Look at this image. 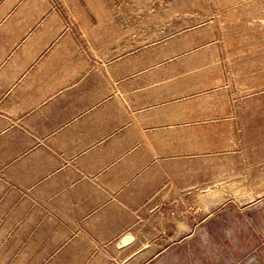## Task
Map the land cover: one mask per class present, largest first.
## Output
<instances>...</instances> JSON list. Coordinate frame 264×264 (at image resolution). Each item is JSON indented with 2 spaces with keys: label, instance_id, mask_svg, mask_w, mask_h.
<instances>
[{
  "label": "rangeland",
  "instance_id": "374dc122",
  "mask_svg": "<svg viewBox=\"0 0 264 264\" xmlns=\"http://www.w3.org/2000/svg\"><path fill=\"white\" fill-rule=\"evenodd\" d=\"M105 7L109 63H156L189 99L188 149H174L172 180L134 227L97 236L53 211L0 132V264H264V0H107L93 12Z\"/></svg>",
  "mask_w": 264,
  "mask_h": 264
},
{
  "label": "crops",
  "instance_id": "0c3cea01",
  "mask_svg": "<svg viewBox=\"0 0 264 264\" xmlns=\"http://www.w3.org/2000/svg\"><path fill=\"white\" fill-rule=\"evenodd\" d=\"M94 2L107 5L0 0V132L53 211L103 236L134 227L172 180L190 119L170 70L109 63V12Z\"/></svg>",
  "mask_w": 264,
  "mask_h": 264
}]
</instances>
